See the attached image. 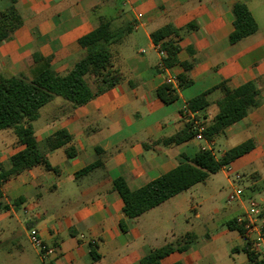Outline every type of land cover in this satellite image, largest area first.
I'll return each instance as SVG.
<instances>
[{
	"label": "crops",
	"instance_id": "crops-1",
	"mask_svg": "<svg viewBox=\"0 0 264 264\" xmlns=\"http://www.w3.org/2000/svg\"><path fill=\"white\" fill-rule=\"evenodd\" d=\"M237 2L247 4L258 30L231 43ZM10 5V0H0V12ZM15 5L23 24L0 43L4 76L32 80L48 68L68 73L86 53L79 39L102 21L131 23L132 31L112 45L114 64L124 77L121 83L82 105L56 96L32 122L40 149L56 170L39 164L4 181L0 264H41L39 251L28 238L31 227L55 248L56 264H142L152 250L176 243L186 233L196 234V239L186 250L163 257L161 264H248L243 250L246 236L228 226L246 201L227 198L230 208L204 206L212 196L203 197L206 194L196 188L197 183L130 218L113 182L123 177L136 189L201 149H211L219 158L252 140L251 151L205 181L221 172L231 192L243 184L246 198L259 202L264 223V0H18ZM168 24L180 31L179 37H172L180 49L171 67L163 63L166 51L161 52V42L157 45L151 37ZM185 62L191 64L192 83L179 88L177 77ZM223 81L231 88L255 81L260 104L212 141L194 137L165 143L186 122L196 119L206 127L212 121L223 96L218 87ZM165 83L178 94L171 103L157 94ZM203 92H208L209 106L198 112L188 108L187 113L188 101ZM59 130H66L72 139L50 149L47 141ZM0 133H4L0 168H8L10 157L25 146L13 128ZM67 148L75 154L69 157ZM99 159L101 165L77 174ZM232 173L240 179H232ZM220 183L216 181L210 191L220 190ZM226 215L231 217L218 224L216 218ZM212 222L217 223L214 229L195 231Z\"/></svg>",
	"mask_w": 264,
	"mask_h": 264
},
{
	"label": "trees",
	"instance_id": "trees-1",
	"mask_svg": "<svg viewBox=\"0 0 264 264\" xmlns=\"http://www.w3.org/2000/svg\"><path fill=\"white\" fill-rule=\"evenodd\" d=\"M10 1L11 5L0 12V43L9 39L23 24V19L15 5L18 0ZM233 15L234 30L229 37L231 43H237L258 30L246 3L237 2L233 7ZM131 31V23L124 22L120 25L112 19L102 21L95 29L79 39L86 53L64 75L58 74L52 68L42 71L32 80L24 76L0 75V130L13 128L19 142L25 146L10 157L8 168H0V199L3 196V183L11 176L39 164L56 170L40 149L32 122L38 117L39 110L56 96H61L75 105H82L121 83L124 77L122 71L114 64L112 45L118 43ZM174 36L179 37L180 31L171 24L151 34L153 42L157 45L161 42L159 45L161 50L166 51L163 63L167 67L177 62V53L180 49L178 42L172 38ZM183 67L184 72L177 77L179 88L192 83L188 74L191 64L185 62ZM218 87L223 92L222 98L216 104L218 111L202 131L205 139L209 141L228 126L243 119L251 109L260 104L259 89L255 81L243 83L236 88H231L223 81ZM207 93L203 92L190 99L188 108L193 112L205 110L209 106ZM157 94L165 103H171L178 97L175 88L168 83L161 85L157 89ZM197 133L198 130L193 128V122H186L182 130L164 139V142L167 144L184 142L194 138ZM71 139L72 136L66 130H59L47 142L50 149H55ZM253 148V141L247 140L228 149L219 158L211 149L204 148L192 157L185 156L184 161L176 167L139 188L132 189L123 177L115 179L113 186L123 199L125 215L135 218L193 185L205 181L211 174L227 167ZM73 154H75L73 149L67 148V155L71 157ZM102 163L99 159L77 174H86ZM121 226L125 229L123 223ZM228 226L244 234V229L237 225L236 218L231 220ZM195 239L196 234L186 233L176 243H168L152 250L141 263L161 264L163 257L175 250H186ZM243 250L248 254V264H264V259H260L254 252L248 239ZM91 253L94 256L93 248Z\"/></svg>",
	"mask_w": 264,
	"mask_h": 264
},
{
	"label": "built area",
	"instance_id": "built-area-1",
	"mask_svg": "<svg viewBox=\"0 0 264 264\" xmlns=\"http://www.w3.org/2000/svg\"><path fill=\"white\" fill-rule=\"evenodd\" d=\"M164 53L163 50H161ZM185 111L190 114V110L186 107ZM194 128L198 130L195 136L202 139L204 126L196 119L192 120ZM240 175L236 174L235 179L239 180ZM229 202L246 201L247 205L243 207V211L236 217L237 225L244 229V235L251 242V247L260 259H264V223L261 221V208L259 202L254 198H246L244 188L240 185H235L232 192L228 196ZM28 238L33 246H35L41 257V264H56L55 248L48 245L43 240L39 230L36 227H31L28 230Z\"/></svg>",
	"mask_w": 264,
	"mask_h": 264
},
{
	"label": "rangeland",
	"instance_id": "rangeland-1",
	"mask_svg": "<svg viewBox=\"0 0 264 264\" xmlns=\"http://www.w3.org/2000/svg\"><path fill=\"white\" fill-rule=\"evenodd\" d=\"M0 134H4V133H0ZM0 142H1V140H0ZM232 175L233 176H231V178L234 179L235 174L232 173ZM216 181L221 182L220 186H219L220 190L210 191V189L212 188V186H214V183H216ZM243 186L244 185L241 184L242 188H243ZM196 188L198 190H200V192L202 191L206 194L205 196L203 195V197L209 198L210 196H212L211 199H209L208 201H206L204 203V206L221 205L223 208H230L232 206L231 204H229L227 202V198L231 193V189L228 186L227 177L225 176L224 173L219 172L217 175H212L207 181L198 183L196 185ZM230 217H231V215H226L225 217L219 216L218 218H216V220H218V224H220L219 221H222V219H224V218L228 219ZM216 225H217V223H216ZM216 225L214 224V222L208 223L204 226L202 225L203 226L202 228H197L195 231L197 233L198 232L200 233L206 229H214Z\"/></svg>",
	"mask_w": 264,
	"mask_h": 264
}]
</instances>
